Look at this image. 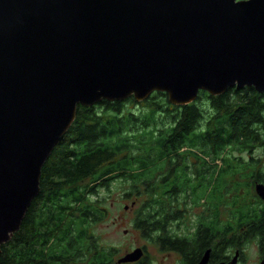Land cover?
<instances>
[{"label":"water","instance_id":"1","mask_svg":"<svg viewBox=\"0 0 264 264\" xmlns=\"http://www.w3.org/2000/svg\"><path fill=\"white\" fill-rule=\"evenodd\" d=\"M233 87L264 93V0H0V251L78 106Z\"/></svg>","mask_w":264,"mask_h":264},{"label":"trees","instance_id":"2","mask_svg":"<svg viewBox=\"0 0 264 264\" xmlns=\"http://www.w3.org/2000/svg\"><path fill=\"white\" fill-rule=\"evenodd\" d=\"M251 150L258 157L245 158ZM250 171L264 175V93L253 87L215 96L201 90L185 105L153 92L141 102L78 106L42 166L38 196L1 246L0 264H114L117 248L93 232L106 212L101 190L114 181L131 196L152 186L225 189L228 175Z\"/></svg>","mask_w":264,"mask_h":264},{"label":"flooded vegetation","instance_id":"3","mask_svg":"<svg viewBox=\"0 0 264 264\" xmlns=\"http://www.w3.org/2000/svg\"><path fill=\"white\" fill-rule=\"evenodd\" d=\"M247 155L252 159L256 151ZM250 172L231 175L225 189L152 186L134 190L131 226L145 242L116 253L112 262L197 264L208 250L206 264L229 262L236 252V264H259L264 258V194H258L256 186L261 185L264 193V175ZM136 247L143 251L139 259L117 262ZM82 263L80 258L75 262Z\"/></svg>","mask_w":264,"mask_h":264},{"label":"rangeland","instance_id":"4","mask_svg":"<svg viewBox=\"0 0 264 264\" xmlns=\"http://www.w3.org/2000/svg\"><path fill=\"white\" fill-rule=\"evenodd\" d=\"M125 105L133 106L130 102ZM138 108H141L139 104H134L133 109L137 111ZM243 155L245 158L248 157L245 152ZM230 177L231 175H228L227 184ZM110 187V190H101V193L106 198V202L103 204L106 212L104 218L93 226V232L98 237V243L106 247L117 248L118 252L122 253L133 246L143 244L145 239H138L135 230L131 226L132 208H134L132 203L135 196L133 193L131 196H126V193L129 192L128 185H121L119 182L114 181ZM241 264L246 263L241 262Z\"/></svg>","mask_w":264,"mask_h":264}]
</instances>
